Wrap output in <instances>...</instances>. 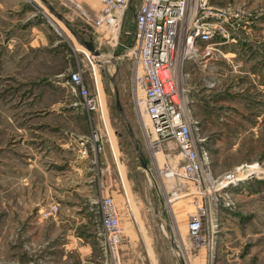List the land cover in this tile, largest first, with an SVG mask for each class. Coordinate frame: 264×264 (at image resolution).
<instances>
[{
	"label": "rangeland",
	"instance_id": "374dc122",
	"mask_svg": "<svg viewBox=\"0 0 264 264\" xmlns=\"http://www.w3.org/2000/svg\"><path fill=\"white\" fill-rule=\"evenodd\" d=\"M92 2L0 0V264H113L106 197L120 214L119 264H264V0H214L247 25L200 44L182 68L189 175L180 148L160 145L135 107L138 0L115 41L81 31L100 13ZM87 54L113 57L97 68L106 121L71 82L81 73L95 95ZM199 217L194 242L188 223Z\"/></svg>",
	"mask_w": 264,
	"mask_h": 264
},
{
	"label": "built area",
	"instance_id": "2783aa9c",
	"mask_svg": "<svg viewBox=\"0 0 264 264\" xmlns=\"http://www.w3.org/2000/svg\"><path fill=\"white\" fill-rule=\"evenodd\" d=\"M99 1L100 13L89 26L96 34L102 33L107 40L115 41L133 0ZM242 13L231 7L216 6L214 0H138L134 18V50L131 52L135 60V107L138 114L145 113L151 120V134L156 136L160 145L172 141L180 148V155L187 159L180 169L185 175L197 170V152L183 97L185 88L182 81L188 73L182 68L190 56L198 52L200 44L208 48L218 44V37L227 38V27L241 21ZM243 20L241 22L247 25L246 18ZM71 82L81 89L88 106L95 109L99 103L102 107L97 85L95 95L88 98L81 73L71 74ZM198 212L202 216V208ZM102 214L110 251L116 256L113 264H119L116 246L120 242L122 228L119 209L111 198H104ZM201 229V217L188 223V234L194 242L201 239Z\"/></svg>",
	"mask_w": 264,
	"mask_h": 264
},
{
	"label": "bare ground",
	"instance_id": "6f19581e",
	"mask_svg": "<svg viewBox=\"0 0 264 264\" xmlns=\"http://www.w3.org/2000/svg\"><path fill=\"white\" fill-rule=\"evenodd\" d=\"M87 56H88V58H89V61H90V63H91V65H92V67H93V69H94V71L95 72H98V65H99V62H100V59H97V57H99V56H90V55H88L87 54ZM100 56H102V55H100ZM104 56V55H103ZM112 55H106V58H104L102 61L103 62H101L100 64H102L101 66H103L104 64H106V63H108V62H111L112 60H113V57H111ZM94 76H95V85H97V88H98V94H99V97H100V104L103 106L104 104H103V101H102V77L99 75V74H97V73H95L94 74ZM102 109H103V114H104V117H105V121L107 120L106 118V114H105V111H104V107H102Z\"/></svg>",
	"mask_w": 264,
	"mask_h": 264
},
{
	"label": "water",
	"instance_id": "95a60500",
	"mask_svg": "<svg viewBox=\"0 0 264 264\" xmlns=\"http://www.w3.org/2000/svg\"><path fill=\"white\" fill-rule=\"evenodd\" d=\"M76 36H78V35H76ZM78 38H79V36H78ZM79 39H80V38H79ZM84 43H85L87 49H89V50L91 51V53H93V54H95V55H98V52L94 49L93 39H92V37H90L88 41L85 40ZM117 105H118V107H119V110H120L121 113L123 114V110H122L121 107H120V102H119V100L117 101ZM131 137H132V139L134 140L135 144H137L136 141H135L134 136L131 135Z\"/></svg>",
	"mask_w": 264,
	"mask_h": 264
},
{
	"label": "crops",
	"instance_id": "0c3cea01",
	"mask_svg": "<svg viewBox=\"0 0 264 264\" xmlns=\"http://www.w3.org/2000/svg\"><path fill=\"white\" fill-rule=\"evenodd\" d=\"M91 1H93L92 3H94L95 5H99L100 3V1L99 0H91ZM100 9V8H99ZM56 11H54V13H55ZM56 15H57V17L59 18V19H61L62 18V16H61V14H59L58 12H56L55 13ZM82 32H94V30L90 27H86V30H81ZM89 38L90 37H88V40H89ZM94 209V208H93Z\"/></svg>",
	"mask_w": 264,
	"mask_h": 264
}]
</instances>
